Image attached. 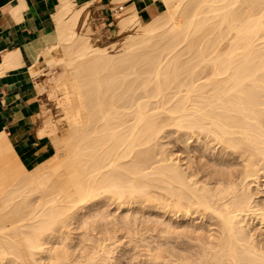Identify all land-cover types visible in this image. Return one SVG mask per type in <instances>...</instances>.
Wrapping results in <instances>:
<instances>
[{
    "label": "bare ground",
    "instance_id": "obj_1",
    "mask_svg": "<svg viewBox=\"0 0 264 264\" xmlns=\"http://www.w3.org/2000/svg\"><path fill=\"white\" fill-rule=\"evenodd\" d=\"M126 1L112 9L131 32L103 46L92 2L62 0L34 72L54 73L55 151L26 168L0 136L2 264H115L112 199L182 218L118 220L144 264H264V0H161L145 22ZM199 218L217 231L196 234Z\"/></svg>",
    "mask_w": 264,
    "mask_h": 264
},
{
    "label": "crops",
    "instance_id": "obj_2",
    "mask_svg": "<svg viewBox=\"0 0 264 264\" xmlns=\"http://www.w3.org/2000/svg\"><path fill=\"white\" fill-rule=\"evenodd\" d=\"M72 1L76 7L92 2L89 10L102 38L120 35L113 0ZM129 4L135 5L143 22L163 9L161 0L125 2ZM61 5L62 0H0V136L26 168L43 163L56 148V140L49 134L56 122L45 111L46 91L41 80L45 73L34 72L55 41ZM59 130L58 126L57 135L67 129L61 134Z\"/></svg>",
    "mask_w": 264,
    "mask_h": 264
},
{
    "label": "rangeland",
    "instance_id": "obj_3",
    "mask_svg": "<svg viewBox=\"0 0 264 264\" xmlns=\"http://www.w3.org/2000/svg\"><path fill=\"white\" fill-rule=\"evenodd\" d=\"M91 19H92V16H91ZM94 26H95V24H94ZM96 28V27H95ZM128 32H131V31H128ZM128 32H126V33H124V34H122V35H119V36H117V37H113V38H110V39H108V38H106V37H104V38H102L100 35H98V34H96L95 36H96V38L98 37V41H96V43L97 44H99V45H103V46H105L106 44L107 45H109L112 41H116V40H119L120 38L121 39H123V37L128 33ZM52 76H54V73L53 72H46L44 75H42L41 76V80L43 81V85H42V87L44 88V90L46 91V93H44L45 94V102H46V109H45V111H46V114H47V116H50L51 117V119H53L54 121H56L57 119H59V117L61 116V112L58 110V108L56 107V105H55V101L52 99V98H50L49 97V92L48 91H50L52 88H53V86H54V84H55V81H54V79L52 78ZM53 79V80H52ZM50 87H52V88H50ZM49 89V90H48ZM63 122H60L59 123V127H60V130H59V132H60V134L61 133H63L66 129H64L63 127H64V123L62 124ZM62 125V126H61ZM178 134H172V135H169L168 137H166L165 139L168 141V142H166V140H164V142H166L165 144L167 145V143H168V145H167V148L169 149V150H171V151H173V152H175V154H177V155H179V156H184L185 154H186V151H185V147H186V144L183 142L182 143V141L183 140H179L178 142L176 141V140H178L177 139V136ZM177 143V144H176ZM197 144V143H196ZM171 148V149H170ZM183 150V151H182ZM179 153H181V154H179ZM185 153V154H184ZM118 201V200H117ZM106 203V202H105ZM105 203H103V204H100L99 206H98V209L99 210H102V208H103V210H104V208L105 207H107L108 208V211H111V215H112V223H114V226H112V223L110 222V223H108V228H110V230H112V229H115V227L117 226V229L119 230L120 229V232H119V236H120V238H121V242H122V246L123 247H119L121 250L119 251V249H117L118 251H117V253H116V251L114 252V255L116 256L117 254H118V256H116V258H115V264H133L134 262H136V263H134V264H144L143 262H141V261H139V260H137L136 259V257H135V254L133 253L134 252V249L132 248V247H130V245H133V242H131L132 244H130L129 242L131 241V239H132V237H129L130 235L129 234H127V233H125L126 232V228L127 227H123V228H120V227H122L123 225L121 224V222L120 223H118V220L119 221H122V220H124V219H128V217L130 216V219H128V221H130V220H132V221H130V224L131 225H133V226H135V224H137V223H134L133 221H137L138 220V224H139V226H138V224L135 226V227H137V228H139V229H141V228H144L145 226L146 227H149L148 225H150V227H151V225H154V223H155V225L158 223V225L160 226V224H161V227H164L165 225H166V223H162V221H165L166 219V221H171V223L173 224H176L175 225V228H176V230L177 231H181L182 230V227H184L185 228V226L183 225H178V224H182L183 223V221H181L182 220V218H176V216H175V218H172V217H174V216H172V217H170V215L168 214V213H165V210L163 211V209H160V208H157V209H155V208H149V210H154L155 212H153L152 211V214L154 215V214H156L155 216H149V219L147 218L148 216V214H149V210H148V208L146 207V209H145V207L143 206V204L144 203H142L141 204V202H140V204L137 202V203H134V204H126V206H125V204H122V206H120V204H119V202H116L115 200H110V202H109V204H108V206L106 205L105 206ZM129 205V206H128ZM102 206V207H101ZM118 206V207H117ZM124 207H126V208H124ZM96 208V209H95ZM94 209L95 210H97V207H95ZM94 209H92V210H94ZM136 211H135V210ZM102 210V211H103ZM107 210V209H106ZM160 210V211H159ZM147 211H148V213H147ZM114 212V213H113ZM124 212V213H123ZM125 212H127V213H129L128 214V216H126V213ZM137 212V213H136ZM122 213V214H121ZM144 213V214H143ZM160 213V214H159ZM115 216H114V215ZM135 214V215H134ZM124 215V219H123V216ZM134 216V218H133V216ZM142 215V216H141ZM160 215V216H159ZM169 215V216H168ZM117 216V217H116ZM145 217V218H144ZM156 217H158V219H156ZM111 218V217H110ZM114 218H116V219H114ZM152 218H153V221H152ZM162 218V219H161ZM170 218V219H169ZM126 219V220H127ZM141 219V220H140ZM144 219V220H143ZM165 219V220H164ZM172 219V220H171ZM176 219V220H175ZM185 221H186V219L185 218H183ZM117 220V221H116ZM160 220V221H159ZM162 220V221H161ZM176 222H175V221ZM207 220H208V223H207ZM113 221H116V223L115 222H113ZM157 223H156V222ZM184 221V222H185ZM191 222H190V224H191V227H193L192 229H195V233L197 234H201V232H202V234H209V233H212V232H215V231H217V226H215L214 227V224L213 225H210V226H208V224H210V220L209 219H205L204 220V222L201 220V218H199V219H196V221H195V219L194 220H190ZM202 221V222H201ZM140 222V223H139ZM150 222V223H149ZM153 223V224H152ZM163 224H165V225H163ZM174 224L173 225H170L169 227H167L168 229H170L171 228V230L172 229H174ZM110 225V226H109ZM157 225V226H158ZM206 225H207V227H206ZM166 226H168V224L166 225ZM165 226V227H166ZM112 227V228H111ZM141 227V228H140ZM198 227V228H197ZM200 227V228H199ZM202 227V228H201ZM102 228V227H101ZM208 228V229H207ZM100 229V228H99ZM99 229H96L94 232L95 233H93V235L94 236H98V234L100 233V232H98L99 231ZM180 229V230H179ZM79 230H80V228L78 229V230H75V232H79ZM101 230H103V228L101 229ZM207 230H209V232L207 231ZM96 231L98 232V233H96ZM122 236H121V235ZM75 236H76V234H75ZM78 236V235H77ZM76 236V237H77ZM75 238V237H74ZM122 238H123V240H122ZM77 239H78V237L76 238V241L75 242H77ZM137 239H139V238H137ZM125 240V241H124ZM126 245V246H125ZM129 245V246H128ZM125 248V249H124ZM127 248V249H126ZM132 248V249H131ZM118 252H120V253H118ZM134 255V256H133ZM118 260V261H117ZM116 261H117V263H116ZM130 261H132V262H130ZM134 261V262H133ZM113 263H114V261H113Z\"/></svg>",
    "mask_w": 264,
    "mask_h": 264
},
{
    "label": "clouds",
    "instance_id": "obj_4",
    "mask_svg": "<svg viewBox=\"0 0 264 264\" xmlns=\"http://www.w3.org/2000/svg\"><path fill=\"white\" fill-rule=\"evenodd\" d=\"M0 264H2V260H0Z\"/></svg>",
    "mask_w": 264,
    "mask_h": 264
}]
</instances>
